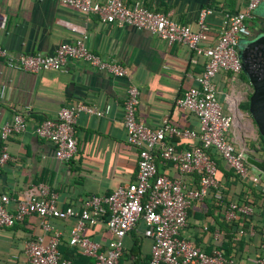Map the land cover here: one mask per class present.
I'll use <instances>...</instances> for the list:
<instances>
[{"label":"crops","instance_id":"0c3cea01","mask_svg":"<svg viewBox=\"0 0 264 264\" xmlns=\"http://www.w3.org/2000/svg\"><path fill=\"white\" fill-rule=\"evenodd\" d=\"M93 1L97 4L105 2ZM123 1L131 6L135 0ZM139 1L150 11L168 15L173 22L193 30L196 29L199 10L211 9L207 19L208 40L204 44L207 46L215 43L223 14L243 11L248 0ZM257 9L253 17L255 27L253 23H247L256 29L264 23L257 15ZM77 38H81L87 49L102 60L120 64L127 76L116 78L76 61H68L59 71L30 74L10 69L0 61V126L9 122L15 113L23 114L28 122L25 132L8 137L5 145L9 159L0 165V196L8 197L10 212L23 199L26 190L37 184L46 185L56 194L59 210L71 207L78 211L86 198L107 196L118 186L134 180L137 152L127 144L122 124L123 103L130 84L139 91L136 112L139 123L155 129L165 118L178 128L198 130L195 116L178 109L174 102L196 85L195 77L205 63L202 56L193 54L182 44L167 45L146 31L106 24L96 15L82 14L56 0H0V46L13 54L50 55L59 44L71 43ZM213 84L218 101L227 113L224 95L232 92L239 98L236 111L239 126L247 132H256V138L249 140L251 137L246 136L247 140L240 148L259 158V152L263 151L257 131L249 114L240 110L250 95L249 83L219 73ZM78 103L104 114L101 117L85 113L78 115L74 128L76 153L69 162H60L54 158L52 146L38 139L32 129L46 118L54 119L60 108ZM235 129L240 131L237 127ZM174 144L177 148H186L179 139H175ZM1 145L0 141V151ZM156 165L158 173L166 172L171 178H178L170 164L159 157ZM183 179L189 186L195 183L192 177ZM214 219L222 221L220 211L207 197L187 210L186 226L180 236L207 253L216 242L212 235L219 233L217 229L208 232V228L217 227ZM50 222L65 240L75 220L53 218ZM142 231L143 225L138 224L136 230L124 239V247L129 248L136 242V247L149 257L151 241L143 237ZM84 232L98 243L110 239L104 219L95 226L86 227ZM43 235L35 216L28 217L14 228H0V264H27L23 255L25 244L31 236ZM244 264H254V261L250 257Z\"/></svg>","mask_w":264,"mask_h":264},{"label":"built area","instance_id":"2783aa9c","mask_svg":"<svg viewBox=\"0 0 264 264\" xmlns=\"http://www.w3.org/2000/svg\"><path fill=\"white\" fill-rule=\"evenodd\" d=\"M82 14L96 15L106 24L118 27L129 26L146 31L167 45L182 44L193 54L205 58L202 71L195 77L196 85L186 90L174 102L175 106L195 116L198 130L181 129L163 119L160 126L151 129L136 120L139 91L128 85L123 103L122 124L126 131V142L137 152L135 178L132 182L118 186L107 196L86 198L76 211L68 207L59 210L57 196L46 185L37 184L27 189L13 212L8 211L9 199L0 196V228H10L26 218L36 216L43 236L28 241L23 248L27 264H70L62 260L58 251L61 233L51 224L53 218L74 219L67 234L70 247H77L81 254L92 260V264H119L124 248V239L143 225L142 235L151 241L147 264H234L218 249L205 253L192 241L180 236L186 226L187 210L210 197L220 211L221 220L236 223V236L253 238L252 229L245 230V221L255 212L251 200L238 204L224 200L216 175L215 158L221 160L233 174L252 189L264 195V184L249 170L243 159L244 148H238L239 135L236 128L239 98L234 94L224 95L229 113H224L218 101L213 79L219 73L239 77L242 66L238 57L240 41L252 35L247 23L264 0H248L241 12L224 13L218 37L214 44L205 46L209 27L207 19L211 9L203 8L197 14L196 29L173 22L168 15L153 12L135 0L127 6L123 0H105L97 4L93 0H56ZM0 61L10 68L30 74L50 70H62L68 61L82 62L91 68L116 78L127 76L126 70L114 61H104L85 46L81 38L71 43H61L46 56L13 54L0 46ZM85 113L101 117L104 112L78 103L62 107L54 119H44L35 124L33 134L49 143L57 161L67 163L77 150L74 128L78 115ZM28 122L23 114L15 113L12 119L0 126V165L9 159L7 139L11 135L26 131ZM179 139L186 148H177ZM169 163L178 174L171 178L168 173H158L156 158ZM195 181L189 186L184 177ZM264 182V181H263ZM110 239L105 245L83 236L86 226L102 222ZM259 236V257L254 264H264V224ZM218 233L212 235L213 241Z\"/></svg>","mask_w":264,"mask_h":264},{"label":"trees","instance_id":"16d2710c","mask_svg":"<svg viewBox=\"0 0 264 264\" xmlns=\"http://www.w3.org/2000/svg\"><path fill=\"white\" fill-rule=\"evenodd\" d=\"M249 23L252 24L253 20L249 21ZM253 25L255 27L254 23L252 24V26ZM239 79L245 83H248L243 73L239 74ZM240 110L248 113V100L240 106ZM257 139L259 141V144L262 145L261 151L264 152V139H262L258 133ZM210 155L212 158L215 157L214 152H210ZM215 162V178L219 182L224 200L233 199L238 204H243L248 199L251 200V205L255 209V212L249 218V220L245 221L246 223L244 224V228L245 230L246 228L247 230H254L255 236L253 238H239L236 236V230L238 228V225L236 223L229 224L225 221L218 222L216 219H214L217 227H212L210 229L208 228V232L211 233L215 229H217L219 232L218 238L216 242L211 245V248L206 252L211 253L212 249H218L226 259L232 260L234 264H244L250 259V257L251 259H253V261H255L260 255L258 249L260 242L259 236L261 234L260 226L264 224V195H262L260 191L252 189L249 185L246 184V182H243L242 180L237 178L233 174V172L225 164H223L222 161L221 163H219V161ZM261 184H264V182L261 181ZM17 224L18 223L14 224L10 228L16 227ZM83 236L87 237L88 235L83 232ZM37 237L38 236H31L29 238L30 240L28 239V241L35 240ZM60 237L61 238L58 245V251L62 260H67L70 262V264H92V260L83 256L77 247H70L68 245L67 238L63 240L62 234L60 235ZM106 243L101 244L105 245ZM135 244L136 242H134V244H132L129 248H123L121 257L119 259V264H147L149 257L146 256V254H143L142 250L136 247ZM139 254H142V256H139Z\"/></svg>","mask_w":264,"mask_h":264},{"label":"water","instance_id":"95a60500","mask_svg":"<svg viewBox=\"0 0 264 264\" xmlns=\"http://www.w3.org/2000/svg\"><path fill=\"white\" fill-rule=\"evenodd\" d=\"M242 73L251 87L248 114L259 136L264 139V26L252 28V35L240 41L237 52ZM250 172L264 181V160L243 153Z\"/></svg>","mask_w":264,"mask_h":264},{"label":"rangeland","instance_id":"374dc122","mask_svg":"<svg viewBox=\"0 0 264 264\" xmlns=\"http://www.w3.org/2000/svg\"><path fill=\"white\" fill-rule=\"evenodd\" d=\"M257 15L263 20V22H264V4H260L259 6H258V9H257ZM264 24V23H263ZM249 92H251V89H250V91ZM222 108H223V112L226 114L227 112L225 111V108L222 106ZM240 131H237V129H235L237 132H238V135H239V139L240 140H238L237 141V145H239V146H241V144H243V143H245V141L244 140H247V139H245V137L246 136H248V137H251V138H249V140H252V139H255L256 138V132L255 131H253V132H247L244 128H243V126L241 127V126H239V120H237V122H236V125H235ZM241 127V128H240ZM253 130H255V129H253ZM250 131V130H249ZM243 140V142H242V140ZM254 142V141H253ZM242 147V146H241Z\"/></svg>","mask_w":264,"mask_h":264},{"label":"flooded vegetation","instance_id":"af4514ba","mask_svg":"<svg viewBox=\"0 0 264 264\" xmlns=\"http://www.w3.org/2000/svg\"><path fill=\"white\" fill-rule=\"evenodd\" d=\"M262 26H264V24ZM259 158L261 160H264V152H261V153L259 152Z\"/></svg>","mask_w":264,"mask_h":264}]
</instances>
